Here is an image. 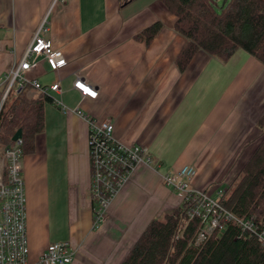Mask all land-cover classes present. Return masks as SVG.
I'll return each mask as SVG.
<instances>
[{"label":"crops","instance_id":"0c3cea01","mask_svg":"<svg viewBox=\"0 0 264 264\" xmlns=\"http://www.w3.org/2000/svg\"><path fill=\"white\" fill-rule=\"evenodd\" d=\"M175 20L161 0L125 6L120 0H0V76L21 60L42 26V37L64 56L58 69L43 55L27 71L29 79L61 87L49 89L44 133L21 157L32 262L49 244L68 241L75 250L71 264H120L153 218L182 205L159 172L139 165L94 228L81 113L112 118L116 139L146 147L160 159V171L194 164L192 184L212 195L238 173L236 156L254 150L264 64L242 49L227 62L199 51L181 71L176 57L186 39ZM156 21L163 26L148 44L138 35ZM79 77L96 87V98L74 87Z\"/></svg>","mask_w":264,"mask_h":264},{"label":"trees","instance_id":"16d2710c","mask_svg":"<svg viewBox=\"0 0 264 264\" xmlns=\"http://www.w3.org/2000/svg\"><path fill=\"white\" fill-rule=\"evenodd\" d=\"M133 1L120 0V5ZM161 1L176 17L174 29L186 39L176 57L181 71L199 51L227 62L242 49L264 64V0H224L221 5L218 0ZM162 26V21H156L138 36L149 44ZM2 93L1 88L0 97ZM51 100L49 93L30 84L9 93L0 117V145L12 144L21 128L23 156L33 152L45 130V103ZM258 127V143L223 189L222 203L236 216L255 214L264 226V111ZM200 224L198 218H189L187 204L182 203L173 212L153 218L120 264H264V246L257 236L232 221L195 246Z\"/></svg>","mask_w":264,"mask_h":264},{"label":"built area","instance_id":"2783aa9c","mask_svg":"<svg viewBox=\"0 0 264 264\" xmlns=\"http://www.w3.org/2000/svg\"><path fill=\"white\" fill-rule=\"evenodd\" d=\"M43 27V26H42ZM21 60L8 72L0 76V117L5 109L9 93L18 92L26 84L32 85L42 93L49 89L61 92L60 82L45 85L27 77V71L39 56H45L52 69H58L64 63L60 50L52 47L50 40L42 37L40 30ZM74 87L83 97L96 98L98 90L81 77ZM60 104V102H57ZM88 124V146L90 157V191L94 199L93 227L99 228L107 218V210L122 187L128 182L133 171L140 165L153 167L165 185L174 190L187 204L189 218H198L201 222L194 238L199 246L216 230H223L230 221L239 225L244 232L256 235L264 246V226L257 223L256 215L236 216L222 203L223 189L215 195L208 190L192 184L197 169L194 164H184L176 171H160V159L142 145H127L118 141L113 134L114 122L110 117L97 120L85 112L81 113ZM23 140H13L12 144L0 145V264H71L75 250L68 241H58L48 245L47 249L35 261L29 258L27 237L26 190L23 177L22 158Z\"/></svg>","mask_w":264,"mask_h":264},{"label":"rangeland","instance_id":"374dc122","mask_svg":"<svg viewBox=\"0 0 264 264\" xmlns=\"http://www.w3.org/2000/svg\"><path fill=\"white\" fill-rule=\"evenodd\" d=\"M223 1H224V0H218L219 5H221V4L223 3ZM247 157H248L247 155H244V156H243V155H241V156L238 155V156H236L235 159H237L236 162H237L238 164H237V166L235 167V170H234L235 172H237V171L239 172L240 167L242 166V164L244 163V161L247 159ZM234 171H233V172H234ZM230 178H231V177H230ZM224 183H225V181H223V184H224ZM226 185H227V184H226Z\"/></svg>","mask_w":264,"mask_h":264},{"label":"water","instance_id":"95a60500","mask_svg":"<svg viewBox=\"0 0 264 264\" xmlns=\"http://www.w3.org/2000/svg\"><path fill=\"white\" fill-rule=\"evenodd\" d=\"M22 135H23V130L20 128V130H18L15 135L13 136V140H17L19 138H22Z\"/></svg>","mask_w":264,"mask_h":264}]
</instances>
